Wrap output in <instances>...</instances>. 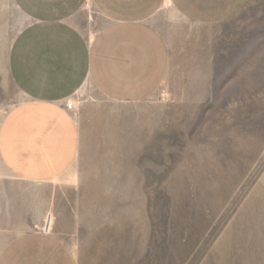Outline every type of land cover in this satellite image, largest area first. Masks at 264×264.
Masks as SVG:
<instances>
[{
    "label": "rangeland",
    "instance_id": "1",
    "mask_svg": "<svg viewBox=\"0 0 264 264\" xmlns=\"http://www.w3.org/2000/svg\"><path fill=\"white\" fill-rule=\"evenodd\" d=\"M75 21L91 37L102 23L90 5ZM153 21L168 76L136 101L87 81L65 102L82 140L65 174L28 181L0 157V253L47 231L78 264H264V0L215 24L165 3ZM27 23L15 0H0V129L24 100L9 54Z\"/></svg>",
    "mask_w": 264,
    "mask_h": 264
},
{
    "label": "crops",
    "instance_id": "2",
    "mask_svg": "<svg viewBox=\"0 0 264 264\" xmlns=\"http://www.w3.org/2000/svg\"><path fill=\"white\" fill-rule=\"evenodd\" d=\"M15 2L28 23L11 46L9 72L24 100L2 122L0 157L15 176L39 182L65 174L80 154V125L65 102L87 81L118 101L147 98L164 82L171 52L153 18L165 3L188 20L215 24L232 17L245 0ZM86 5L94 7L102 20L92 37L75 21ZM0 264L78 261L57 234L29 231L4 247Z\"/></svg>",
    "mask_w": 264,
    "mask_h": 264
}]
</instances>
